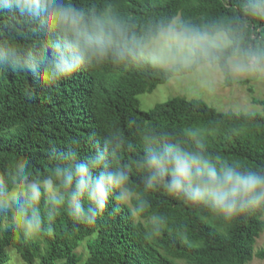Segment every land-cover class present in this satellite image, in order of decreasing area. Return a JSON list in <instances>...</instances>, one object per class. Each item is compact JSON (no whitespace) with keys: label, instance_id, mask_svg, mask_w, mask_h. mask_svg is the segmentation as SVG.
Returning <instances> with one entry per match:
<instances>
[{"label":"clouds","instance_id":"clouds-1","mask_svg":"<svg viewBox=\"0 0 264 264\" xmlns=\"http://www.w3.org/2000/svg\"><path fill=\"white\" fill-rule=\"evenodd\" d=\"M242 17L204 21L160 17L143 26L124 18L110 4L79 6L73 0H0V33L15 35L34 25L48 46L26 50L9 35L0 40V73H35L49 85L74 73L111 64L148 67L174 79L194 77L201 87L217 80L264 76V41L247 40L249 19L264 20V0H241ZM73 139L53 150L52 165L33 178L26 162L0 175V229L17 238L51 234L56 218L66 211L77 223L93 225L109 198L131 203L130 216L145 218L150 203L143 193L163 190L185 204L207 209L232 221L264 214V167L229 161L207 147V134L187 127L180 138L169 130L148 129L140 136L143 154L133 164L122 162L125 138L112 132L93 140L86 159ZM133 167L142 173L143 192L131 181ZM118 211V209H116ZM164 218L152 214L146 240L157 237Z\"/></svg>","mask_w":264,"mask_h":264},{"label":"trees","instance_id":"trees-1","mask_svg":"<svg viewBox=\"0 0 264 264\" xmlns=\"http://www.w3.org/2000/svg\"><path fill=\"white\" fill-rule=\"evenodd\" d=\"M79 6L110 4L124 18L143 26L165 16L199 22L242 17L241 0H73ZM247 40L264 41V20L249 19ZM12 33H0L3 40ZM26 49L48 46L30 25L13 35ZM171 77L148 67L85 68L54 85L35 73H0V175L17 162H26L33 178L52 165L50 152L62 151L78 140L81 159L112 132L125 138L122 162L133 164L143 154L141 134L148 129L169 130L180 138L187 127L207 134V147L229 161L250 168L264 167V99L253 102L261 113L221 112L201 100L174 97L149 111L140 109L138 96L152 93ZM231 86L232 79L223 80ZM142 173L134 167L131 181L143 192ZM150 207L145 218L130 216L131 203L109 198L107 209L93 225L77 223L66 211L56 218L51 234L17 238L0 229V264L11 248L26 264H248L256 239L264 231L259 212L225 221L207 209L185 204L163 190L143 193ZM118 209V211L116 210ZM164 218L160 234L146 240L144 228L152 215ZM6 223L0 220V225ZM85 242V259L77 249Z\"/></svg>","mask_w":264,"mask_h":264},{"label":"rangeland","instance_id":"rangeland-1","mask_svg":"<svg viewBox=\"0 0 264 264\" xmlns=\"http://www.w3.org/2000/svg\"><path fill=\"white\" fill-rule=\"evenodd\" d=\"M174 97L201 100L221 112L261 113V106L255 104L253 98L264 99V76L232 79L231 86H226L223 80H217L211 88L201 87L194 77H186L183 80L171 78L168 82L157 86L152 93L139 95L138 101L142 111H149L155 105L165 103ZM261 250H264V231L254 245V253ZM77 252L83 259L86 258L85 242L81 244ZM6 253L9 256L6 264H26L15 250L8 248ZM248 264H264V260L254 256Z\"/></svg>","mask_w":264,"mask_h":264}]
</instances>
